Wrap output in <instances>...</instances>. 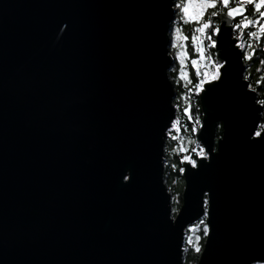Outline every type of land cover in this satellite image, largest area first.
<instances>
[{"label": "water", "instance_id": "obj_1", "mask_svg": "<svg viewBox=\"0 0 264 264\" xmlns=\"http://www.w3.org/2000/svg\"><path fill=\"white\" fill-rule=\"evenodd\" d=\"M175 11L173 0H0V264H184L186 228L203 218L211 234L193 264L264 250V140L251 136L263 105L226 25L215 51L228 63L200 94L196 132L215 151L186 167L172 211Z\"/></svg>", "mask_w": 264, "mask_h": 264}, {"label": "snow or ice", "instance_id": "obj_2", "mask_svg": "<svg viewBox=\"0 0 264 264\" xmlns=\"http://www.w3.org/2000/svg\"><path fill=\"white\" fill-rule=\"evenodd\" d=\"M173 6L176 10L175 14L178 15L180 27L172 28L171 47L178 49L177 41H180L179 49L175 52V59L181 67L180 78L191 83L187 71L189 65L195 77V83L187 89L188 93H192L194 89V94L200 95L206 91L205 85H212L222 79L223 70L228 61L222 57L214 58L216 54L211 51L218 49V41L214 37L222 34V26L226 25L230 31L237 33L234 37L235 48L240 50L238 55L242 61H252L258 49L264 52V44L261 43L264 41V0H173ZM216 19L220 20L219 25L214 22ZM184 25L191 26L188 35L184 34ZM189 47L191 55L188 51ZM259 63L264 65V60H260ZM201 69H203L202 73ZM248 79L247 75L243 76V80ZM260 83H264V77L257 80V84ZM248 87L251 89L250 85ZM184 98L188 99L187 96ZM258 103L264 105V101H258ZM190 107L189 104L183 109L186 117H190ZM194 125H200L198 117ZM175 127L176 122L173 121V128ZM191 131L195 134L197 127L193 126ZM251 136L264 140V124L260 125V130L252 131ZM192 143L196 146L190 149L181 147L179 150L181 153H188L180 157V163L185 166L179 169L180 172H184L188 166L192 169H199V162L208 160L209 152L215 151L206 149L196 141ZM123 179L130 181L128 176H124ZM208 195V192H203L202 207L205 217L209 216ZM200 224L202 235L210 238L209 224L204 220H201ZM191 231L192 229H189V232ZM200 239V235L195 237V241L188 236L184 242L192 251L200 253ZM246 264H264V250L249 254Z\"/></svg>", "mask_w": 264, "mask_h": 264}, {"label": "trees", "instance_id": "obj_3", "mask_svg": "<svg viewBox=\"0 0 264 264\" xmlns=\"http://www.w3.org/2000/svg\"><path fill=\"white\" fill-rule=\"evenodd\" d=\"M173 27H180L178 23V17L172 22L171 29ZM183 29L185 35H188L190 33L189 31L190 25H184ZM179 44L180 41L178 43V49H179ZM178 49L172 50V55L174 59H175V52ZM188 51L189 54L191 55L190 47L188 48ZM214 58L216 57L214 56ZM260 60H264V52H261L258 49L256 53V58L246 63L247 67L244 72V75H247L249 77L248 80L250 82V86L256 90L258 100L264 101V83L257 84V80L264 77V65H261L259 63ZM187 71L189 72L191 83H189V81H185L180 78L181 67L180 64L176 61V59L171 69L169 70V77L175 87V92H176L173 103L176 106L177 112H176V118L174 119V121L176 122V127L173 128V124H172V127L168 130V135L164 147V179L168 187V190L174 196V200L172 201V207L173 209H175V211H173L174 215L178 212L182 204V195L185 188V180H184L183 172L179 171L181 167H184V165L180 163V157L182 155L188 154V153H181L179 150L181 147L188 149L195 147L196 144L192 143V141H196L197 143H199L196 138V133L193 134L191 128L193 126H196L198 130L201 126V122L203 118L200 95H195L194 89L192 93L187 92V89L191 87L192 84L195 83V77L192 74L190 65L188 66ZM202 72L203 69H201V73ZM186 96L188 97V99L184 98ZM189 104L191 105L190 117H186L184 115L183 109L185 106H188ZM197 117L200 120V125H194V121L196 120ZM261 124H264V105L261 113L260 125ZM260 125L258 130H260ZM221 135H222V125L219 124L217 128V136L220 137ZM172 137H175V139H172ZM201 220H204L206 222L205 218ZM201 220L195 222L192 225H189L186 228L184 234V241L188 236H191L195 241V237L197 235H200L201 252L196 253L192 251L190 247L184 242L183 243L184 264H193L198 262L200 259L206 241V237L202 235V231H201L202 230V225L200 224ZM189 229H192V231L189 232Z\"/></svg>", "mask_w": 264, "mask_h": 264}, {"label": "flooded vegetation", "instance_id": "obj_4", "mask_svg": "<svg viewBox=\"0 0 264 264\" xmlns=\"http://www.w3.org/2000/svg\"><path fill=\"white\" fill-rule=\"evenodd\" d=\"M251 6H249V8H250ZM178 17V15L176 14V17H175V19ZM174 19V20H175ZM216 24H220V20L219 19H216L215 21H214ZM190 30H191V26H190ZM189 30V31H190ZM171 32H172V29H171ZM237 35V33L236 32H233V37H235ZM214 39H217V37H214ZM178 43H179V40L177 41V45H178ZM262 44H264V41H262L261 42ZM172 50H173V48H172ZM211 51H213V52H215V54H216V51L215 50H211ZM215 57H216V55H215ZM256 58V56L253 58V59H255ZM245 63H247L246 61H244Z\"/></svg>", "mask_w": 264, "mask_h": 264}, {"label": "rangeland", "instance_id": "obj_5", "mask_svg": "<svg viewBox=\"0 0 264 264\" xmlns=\"http://www.w3.org/2000/svg\"><path fill=\"white\" fill-rule=\"evenodd\" d=\"M170 31H171V29H170ZM170 38H171V32H170ZM169 48H170V53L172 54L171 42H170ZM171 197H172V201H173L174 200V196L172 195V193H171Z\"/></svg>", "mask_w": 264, "mask_h": 264}]
</instances>
